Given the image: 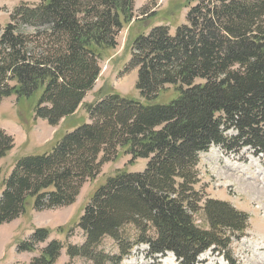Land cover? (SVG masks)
Wrapping results in <instances>:
<instances>
[{
    "label": "trees",
    "instance_id": "1",
    "mask_svg": "<svg viewBox=\"0 0 264 264\" xmlns=\"http://www.w3.org/2000/svg\"><path fill=\"white\" fill-rule=\"evenodd\" d=\"M185 3V23L173 35L155 27L131 44L125 72L136 71L137 100L114 92L86 104L89 123L49 153L15 161L1 186L0 225L18 219L30 203L34 211L72 205L121 152L145 160L143 171L117 172L94 192L77 224L84 242L67 245L66 255L121 264L143 245L155 261L171 254L177 264H198L207 251L228 259L248 215L203 200L197 166L214 146L235 155L249 149L264 159V0ZM132 17L133 0L19 5L0 29V104L34 100V117L53 127L73 116L98 79L103 52L115 49ZM167 92L175 98L159 104ZM13 148L0 129V160ZM199 216L206 228L196 225ZM48 237V230L35 229L17 251L34 253ZM105 239L116 255L100 249ZM62 249L53 240L28 264H55Z\"/></svg>",
    "mask_w": 264,
    "mask_h": 264
},
{
    "label": "rangeland",
    "instance_id": "2",
    "mask_svg": "<svg viewBox=\"0 0 264 264\" xmlns=\"http://www.w3.org/2000/svg\"><path fill=\"white\" fill-rule=\"evenodd\" d=\"M39 3L40 0H0V9L4 8L0 11V29L9 22V14L19 5L37 6ZM188 9L185 0H133L132 20L118 33L115 49L103 52L99 61L100 74L94 87L86 94L76 113L60 121L57 126H49L46 121L34 117V100H16L15 97L3 99L0 105V129L13 139L14 148L0 160V191L15 161L49 153L65 134L89 123L84 105L94 104L114 92L137 100L138 94L134 89L136 71L125 72L134 38L147 35L160 26L167 27L170 35H173L176 28L185 23ZM24 31L31 30L25 28ZM174 98L173 92H167L158 99V103L166 104ZM145 164V160L132 161L130 156L120 152L102 166L93 181H87L82 186L72 205L34 211L30 203L18 219L0 225V264H28L40 249L53 240L63 246L55 264H92L85 259L66 255L67 245L80 246L84 242V235L77 226L84 207L109 177L117 172H142ZM197 170L200 183L196 189L202 191L203 200L227 202L237 211L248 215L246 233L240 240L232 242L228 259L207 251L200 255L198 264H264V159L255 157L249 149L235 155L226 154L214 146L199 156ZM195 220L196 225L206 228L203 218L199 216ZM35 229L48 230V240L38 244L34 253H19L17 246L28 240ZM100 249L108 255L117 254L109 239L102 242ZM146 250L143 245L135 247L121 264H177L170 254L157 261L149 259Z\"/></svg>",
    "mask_w": 264,
    "mask_h": 264
},
{
    "label": "bare ground",
    "instance_id": "3",
    "mask_svg": "<svg viewBox=\"0 0 264 264\" xmlns=\"http://www.w3.org/2000/svg\"><path fill=\"white\" fill-rule=\"evenodd\" d=\"M19 122V121H18Z\"/></svg>",
    "mask_w": 264,
    "mask_h": 264
}]
</instances>
